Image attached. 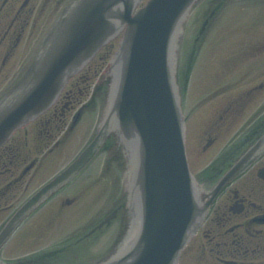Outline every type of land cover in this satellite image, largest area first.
I'll return each mask as SVG.
<instances>
[{
  "label": "flooded vegetation",
  "instance_id": "1",
  "mask_svg": "<svg viewBox=\"0 0 264 264\" xmlns=\"http://www.w3.org/2000/svg\"><path fill=\"white\" fill-rule=\"evenodd\" d=\"M69 1L0 0V94L27 69L42 37ZM201 6H210L196 37L204 45L186 47V55L202 53L210 43L221 52L213 70L199 75L194 99L184 94V108L187 129L198 137L194 163L203 165L197 177L205 198L212 201L203 225L184 252L195 254L194 264H264V152L222 182L264 134V0H203ZM210 27L213 35L207 39ZM188 61L181 83L189 88L196 80H192V62L189 69ZM76 84L80 81L72 85ZM64 95L52 112L0 148V218H6L33 191L42 158L62 143L57 133L63 131L65 138L81 122L82 113L78 116L75 111L76 92L70 89ZM84 172L23 223L21 236L42 248L31 254V262H84L103 254L96 248L119 217V209L113 207L116 217L102 226L100 221L114 209L99 220L98 213L88 219L92 204L88 190L93 183L88 185V168ZM82 186L85 192L79 191ZM31 218L36 219L28 227ZM77 221L84 225H76ZM71 222L75 225L67 230ZM90 222L95 224L88 228Z\"/></svg>",
  "mask_w": 264,
  "mask_h": 264
},
{
  "label": "water",
  "instance_id": "2",
  "mask_svg": "<svg viewBox=\"0 0 264 264\" xmlns=\"http://www.w3.org/2000/svg\"><path fill=\"white\" fill-rule=\"evenodd\" d=\"M141 1L72 0L24 74L0 96L1 145L49 108L69 78L126 28L108 71L111 90L96 136L10 218L0 231V248L35 206L98 154L111 134L126 159L127 234L133 228L134 236L125 252H119L122 243L95 264H177L203 222L211 200L202 199L189 169L176 77L184 22L198 0H149L135 13ZM263 151L264 136L225 178L244 170Z\"/></svg>",
  "mask_w": 264,
  "mask_h": 264
},
{
  "label": "rangeland",
  "instance_id": "3",
  "mask_svg": "<svg viewBox=\"0 0 264 264\" xmlns=\"http://www.w3.org/2000/svg\"><path fill=\"white\" fill-rule=\"evenodd\" d=\"M144 2H146V0ZM200 7H202V6L200 5ZM203 7H204V9H203ZM203 7L200 8V10H198L199 5H197L195 7V9L193 10L192 15L190 17V20H189L188 24L186 25L187 32H186L184 38L187 41H189L187 46H186V40L182 38L183 36L181 37L180 69H181V67L182 68L185 67L187 60L189 58L188 55H186L187 54V52L185 51L186 47H188V49L191 50L192 47L195 48L197 43H199L198 41H196L195 37L198 33L199 27L202 23V20L205 16L206 12H208V10L210 9V6L208 8H206L205 6H203ZM208 32H209V34L206 37L207 39H209L208 37L210 35L211 36L213 35L212 28L209 29ZM121 37H122V35L117 37L110 45H108L101 52V56L106 57V55H108V58H111V56L114 54L115 50L117 49V47L119 45V41H120ZM182 39L184 40L183 42H182ZM195 41H196V43H195ZM203 45L204 44H201V46H200V44H199L198 48H203ZM219 47H222V46L220 44H217V48H219ZM220 52H221V50H215V48H213V47L208 48L204 52L203 57H202L199 65L196 69V74H195L196 84H197V81L200 77L199 75L201 74L202 71L209 70V69H210V71L213 70L215 64L218 63L219 58H218L217 54H219ZM201 54H202L201 52H197L194 60L197 59V62H198ZM100 61H101V59H98V61H97L98 64L101 63ZM107 62H108V59L106 61V64H107ZM109 65L110 64L108 63V66L104 70L102 77H98L95 80H93V85H92V89H91V96L89 99L90 104L86 108V110L87 109L88 110L86 111V113L84 115L83 122H82L80 128L78 126L72 133H70L68 140L65 142L64 145L60 146L59 149L56 150V152H54L53 154H50L48 156H45L43 158V166L49 160H55L56 155H62V153L64 151L66 153L63 156H61L57 160V162L50 163V164L48 163L44 167L42 172L40 173V177H45L48 174H53L55 172V170H57V168L62 166V163H63L65 158H67L68 160L69 159L71 160L73 157H75L77 152H79L81 150V148L87 143V141H89V139L93 136V134L95 132V126H96L98 117L101 115L100 113H103L106 110V105L108 102V96H109V93L111 90V88H110L111 76L108 75ZM187 92H188V96L192 97V94L196 93L197 91L193 92L192 87H189L186 89V92L184 93L185 96L187 95ZM107 93H108V95H107ZM192 99H194V97ZM99 120H100V118H99ZM187 139H188L187 144H188V149H189L188 153L190 155V162L192 161V170L194 171V173H197L198 170L200 169V167L203 165V164L199 165V164L194 163L195 157H196V152L198 149V141H197L198 137L197 136L193 137V136H191L190 133H188ZM72 141H73V143H72ZM50 162H52V161H50ZM124 170H125V166L122 168L121 154L119 153V151H116L115 148H111L105 154L103 153V154L99 155L97 157V159L94 161V163L92 164V166L88 170V175L91 176L88 182L89 183H92V181L94 182L93 192L91 194L93 196V193H94L97 197L93 196V197H95V198H93L91 195L90 196L92 197V199L94 201H96V199H97V201L100 200V203L98 204V206L95 209L92 210V216L90 219H92L97 213H102L105 210V208L107 209L108 204L113 205L116 202L118 196L121 197V193L119 192V191H121V189L118 187V177H119L118 172L120 174V182H121V173L123 175ZM41 182L42 181H39V179L37 178L35 180V183L32 185L31 190L35 189L38 186V184ZM118 188H119L118 193H115L114 189H118ZM101 190L102 191L104 190L103 194H101ZM107 202H109V203L106 204ZM117 202H120V199ZM3 219L0 218V220H3ZM35 219L36 218H34L32 220V218H31L29 220L30 222H28L29 225H27V226L31 227L32 222ZM125 220L126 219H125V214H124V228L126 230L127 223L125 224ZM71 225L72 224L66 225V229L68 230L69 227H71ZM83 225L84 224L81 223L79 226H83ZM116 228H118L117 225H114V226H112V229H110V231L105 233L104 238L101 239V241L98 243V246L96 248V250H98V253H100L102 250L105 251L106 249H110L112 247V245L118 241L117 239L115 241L113 240L115 232H116L114 230ZM18 233L19 232L16 233V235L13 237V239L5 246L4 250L0 254L2 260H4V259H7V260L18 259V258H21V257L27 255L28 253H30L34 250L40 249L38 247L41 245H38V244L34 245V243L31 241L26 242L24 237L21 236L22 232H20L19 234ZM119 233H120V230H119ZM118 237H119V235H118ZM17 241H18V243H17ZM109 246H111V247L109 248ZM194 255L195 254L184 252L180 258V264H194L196 261V259L193 257Z\"/></svg>",
  "mask_w": 264,
  "mask_h": 264
},
{
  "label": "bare ground",
  "instance_id": "4",
  "mask_svg": "<svg viewBox=\"0 0 264 264\" xmlns=\"http://www.w3.org/2000/svg\"><path fill=\"white\" fill-rule=\"evenodd\" d=\"M115 72H116V70H115ZM131 165L133 167V163H131ZM133 236H134V234H133V228H132L131 231L129 232V234H128L126 240H125V242L122 244L119 252L123 253V252L126 251L125 249L128 248V245L131 242V240L133 239Z\"/></svg>",
  "mask_w": 264,
  "mask_h": 264
}]
</instances>
